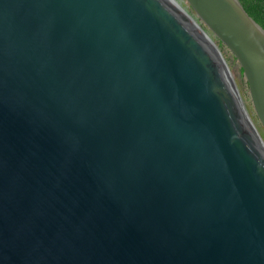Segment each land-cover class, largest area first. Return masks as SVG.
Returning <instances> with one entry per match:
<instances>
[{
    "label": "water",
    "instance_id": "1",
    "mask_svg": "<svg viewBox=\"0 0 264 264\" xmlns=\"http://www.w3.org/2000/svg\"><path fill=\"white\" fill-rule=\"evenodd\" d=\"M185 1L264 129V29L239 0ZM192 20L0 0V264H264V132Z\"/></svg>",
    "mask_w": 264,
    "mask_h": 264
},
{
    "label": "rangeland",
    "instance_id": "2",
    "mask_svg": "<svg viewBox=\"0 0 264 264\" xmlns=\"http://www.w3.org/2000/svg\"><path fill=\"white\" fill-rule=\"evenodd\" d=\"M175 1L179 5L180 9L185 14H187L190 17V19L192 17L194 19V21L196 23H198V25L206 32V34L210 37L212 42L216 45V46H214V48H215V50L218 49L217 51L220 53V56H222V58L224 59L241 100L248 107V109L250 110V112L252 113V115L256 119L257 123L259 124V126L261 127V129L264 132V129H263L262 125L260 124V122H259V120H258V118L254 112L252 102H251V99L249 96L247 82H246L244 76L242 75L241 69H240L236 59L231 55L229 50L224 45L220 44L218 42V40L215 38V36H213L210 33V31L203 26V24L199 21V19L191 12V10H190V8L187 5L185 0H175Z\"/></svg>",
    "mask_w": 264,
    "mask_h": 264
},
{
    "label": "trees",
    "instance_id": "3",
    "mask_svg": "<svg viewBox=\"0 0 264 264\" xmlns=\"http://www.w3.org/2000/svg\"><path fill=\"white\" fill-rule=\"evenodd\" d=\"M247 14L264 29V0H239Z\"/></svg>",
    "mask_w": 264,
    "mask_h": 264
},
{
    "label": "bare ground",
    "instance_id": "4",
    "mask_svg": "<svg viewBox=\"0 0 264 264\" xmlns=\"http://www.w3.org/2000/svg\"><path fill=\"white\" fill-rule=\"evenodd\" d=\"M184 14H185V13H184ZM186 15H187V14H186ZM187 17L190 19V17H189L188 15H187ZM190 20L193 21L192 18H191ZM214 49H215V48H214ZM217 50H218V49H217ZM217 50H216V51H217ZM217 52H218V51H217ZM218 54L220 55L219 52H218ZM221 58H222V56H221ZM222 59H223V58H222ZM223 60H224V59H223ZM236 91H237V89H236ZM237 93H238V91H237Z\"/></svg>",
    "mask_w": 264,
    "mask_h": 264
}]
</instances>
